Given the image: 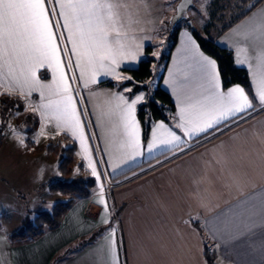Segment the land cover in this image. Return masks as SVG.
Returning a JSON list of instances; mask_svg holds the SVG:
<instances>
[{
  "label": "crops",
  "instance_id": "crops-1",
  "mask_svg": "<svg viewBox=\"0 0 264 264\" xmlns=\"http://www.w3.org/2000/svg\"><path fill=\"white\" fill-rule=\"evenodd\" d=\"M248 1L250 0H239L238 4L246 6ZM166 2L167 0H122L125 7L121 9V14L125 21L129 14L133 20L138 21L128 30L129 37L135 38L130 43L140 44L141 48L135 60L121 58L123 63L116 68L120 80L114 81L117 78L112 75L101 76L97 78L96 84L88 86L91 107L96 108L94 114L99 116L97 113L101 111L100 116L107 119L112 128L116 127V131L111 132L113 137H110L113 145L121 142V136L114 134L120 129L117 126L118 121L106 114L109 110L106 101L114 93H124L131 100L144 92V89H141L126 93L125 89H132L134 85H128L132 80H121L129 77L126 70L135 68L139 61L144 59V50L154 38L166 42L167 35L172 30L169 17L174 12V7L166 10ZM174 3L176 4L175 0ZM254 13L257 17L264 15V0H254L244 12L230 22L231 24L229 23L227 29H221L212 40L220 47L230 50L234 64L246 70L254 106L250 114L245 113L243 120H229L226 125L221 126V131L209 133L207 137H183L182 130L176 127L180 122L178 110L185 96L196 94L197 83L192 80L176 91L170 86L174 75L177 80L183 78L180 70L185 68V33L191 34V31L180 26L176 45L160 80V86L170 95L175 110L166 119H151L149 130L144 137L137 111L145 101L138 104L136 120L140 125V149L144 153L143 156L114 171L109 165L117 163V158L122 156L123 151L115 148L109 155L104 154L108 171L103 168L100 183L104 186L103 196L108 204L110 223H100L99 213L102 207L94 202L99 198L100 192L93 177L95 186L92 195L88 198H76L55 229L47 230L42 236L26 242H11L7 238V232L1 231L0 264H105L107 243L104 235L110 227L117 229L119 264H206L203 254L205 246L215 251L216 264H249L250 261L264 264L261 257L251 251L256 249L258 252L264 245V240L247 238L240 241L236 248L225 250L218 246V241L210 235L208 227V218L214 213L221 209L227 213L228 206L234 201L264 185V107L255 99L258 89V78L255 74L259 71L257 57L260 50L264 49V41L245 40L243 36L249 26V18H252ZM60 47L71 49L72 46L64 43ZM200 51L203 52L201 49ZM61 59L65 64L68 59L75 62L74 56H64L63 53ZM237 59H246L247 63L238 64ZM187 62L191 63V60ZM248 63L252 65L251 69ZM65 71L68 77L80 75L79 70ZM187 71L191 73L194 69ZM37 76L44 84L52 83L53 73L47 66L38 69ZM165 80L170 83L166 84ZM104 81L112 82L113 85L101 83ZM0 84L5 88L9 87V94H18L22 98L26 94L30 95L27 88L21 90L7 77L6 72L0 74ZM71 86L76 89L74 96H80L83 83L77 81ZM233 86L235 85L221 88V91L227 92ZM35 93L38 97L40 92L36 90ZM148 97L149 95L145 94L146 101ZM35 103L36 97L30 103L36 125L30 131L37 133L45 124L46 118L42 115L43 110L34 106ZM90 110L93 114L92 109ZM86 119L88 121L89 116L86 115ZM160 122L187 140L190 146L188 150L180 154V148L186 147L181 144L179 148H173L172 152L163 149L147 152V145L153 140V127ZM59 134L70 138L75 143V152H80V142L74 140L70 133L60 131ZM158 134L164 135L163 130H159ZM161 151L166 155L158 160L159 163L155 161L140 170L142 172L155 167L150 171L130 181L126 180L133 174L116 181L111 180L124 171L161 155ZM173 153L177 154L173 156ZM79 159L90 171L83 155H79ZM95 231H99V235L93 241L70 251L66 256L56 257L68 246L75 244L77 239Z\"/></svg>",
  "mask_w": 264,
  "mask_h": 264
},
{
  "label": "snow or ice",
  "instance_id": "snow-or-ice-1",
  "mask_svg": "<svg viewBox=\"0 0 264 264\" xmlns=\"http://www.w3.org/2000/svg\"><path fill=\"white\" fill-rule=\"evenodd\" d=\"M123 7L122 0H0V74L6 72L8 78L21 90L27 88L29 94L39 90L46 101L39 106L43 110L42 115L53 119L58 129L70 133L74 140L80 142L83 159L88 161L87 167L97 181L100 196L94 202L102 207L100 223L105 225L110 220L108 204L103 196L104 186L100 183L97 162L90 158L82 113L78 111V102L73 96L76 89L71 84L80 81L87 88L96 84L101 76L112 75L120 79L116 68L123 63L121 58H137L141 45L130 43L135 38L129 37L128 30L138 21L133 20L131 14L125 21L121 14ZM183 7L181 5L177 9V14ZM185 36V68L180 70L183 78L177 80L174 75L170 86L176 91L190 81H196L197 92L182 100L178 110L180 122L176 127L182 130L183 137L198 139L200 135L207 137L209 133L221 131V126L229 120H243L245 113L250 114L254 106L240 85L229 88L227 92L221 91L217 61L200 51L191 34L186 32ZM243 36L245 40L264 41V15L257 17L254 13ZM64 43L71 44V49L61 48ZM61 53L74 56L75 62L68 59L65 64ZM189 60L191 63L187 62ZM257 60L259 71L255 74L258 78L255 99L264 107V49L260 50ZM236 63L245 64L247 60L237 59ZM45 66L53 73L50 84L42 83L37 76V70ZM248 67L251 69L252 65L248 63ZM65 69L68 72L79 70L80 75L68 77ZM187 69L194 71L190 73ZM165 83L170 82L165 80ZM125 92L130 93L132 89L127 88ZM144 100V93L131 100L124 93H114L106 101L109 105L106 114L118 121L117 126L121 130L120 148L123 154L117 158V163L109 165L114 171L144 154L140 149V125L136 120L137 105ZM159 130H163L164 135H159ZM181 144L186 147L180 148V154L190 147L188 141L160 122L153 127V140L148 143L146 151L151 153L163 149L172 152ZM160 154L163 155V151ZM176 154L173 153V156ZM228 208L227 213L221 209L208 218L210 235L218 241V246L228 250L236 248L240 241L247 238L264 240V185L246 193ZM116 234L115 227L105 232V264H119ZM251 251L264 261V245L258 252L256 249ZM249 264H255V261Z\"/></svg>",
  "mask_w": 264,
  "mask_h": 264
},
{
  "label": "rangeland",
  "instance_id": "rangeland-1",
  "mask_svg": "<svg viewBox=\"0 0 264 264\" xmlns=\"http://www.w3.org/2000/svg\"><path fill=\"white\" fill-rule=\"evenodd\" d=\"M238 1L194 0V5L188 9V20L180 21L179 25L187 31H190V27H192L202 37L213 40L221 29L244 12L254 0L248 1L246 6L239 5ZM173 7H175L174 0H167L166 10H171ZM164 42L154 38L149 44L152 49L144 55V58L158 59L164 51ZM152 67L156 73L149 80L140 83L147 86L143 93L148 95L155 88V81L162 71V66L155 62ZM121 81L127 80L122 78ZM9 91V87L5 88L0 84V95L5 93L19 98L23 108L20 112L13 110L11 113L0 110V232L7 233L23 227L38 213L48 212L55 202L67 199L69 196L49 191L48 185L53 181H69L72 178L64 176L59 170L60 156L44 149L48 143L56 144L60 140L59 132L61 130L56 127L55 121L49 117L37 133L27 131L29 128L32 130L35 127L34 113L30 103L36 97L34 106L40 108V104L46 101L42 99L40 93L37 97L35 91L30 95L26 94L23 98L18 94H9ZM89 93L90 88L83 87L80 96L75 97L74 93L73 96L78 102V111L82 113L81 121L85 125V135L88 137L90 158L97 162V171L101 174L104 167L108 171L104 162V154L109 155L110 152L115 151V148L116 150L122 149L120 143L113 145L110 138L113 137L111 132L116 131V127L112 128L108 120L100 116L102 115L101 111L97 113L99 116L94 114L96 108L91 107ZM144 101L146 102V100ZM86 115L89 116L88 121ZM114 134L121 136V130ZM27 140L30 141V145L27 144ZM66 145L63 144V146ZM79 155L82 156L81 149L80 152L74 153V158L80 160ZM85 169H87L86 166ZM74 175H77L76 172ZM83 238L85 236L79 239Z\"/></svg>",
  "mask_w": 264,
  "mask_h": 264
},
{
  "label": "trees",
  "instance_id": "trees-1",
  "mask_svg": "<svg viewBox=\"0 0 264 264\" xmlns=\"http://www.w3.org/2000/svg\"><path fill=\"white\" fill-rule=\"evenodd\" d=\"M230 24L224 27V29L228 28ZM179 29L180 25L177 23L167 35L164 51L161 53L158 59L150 57L144 58L139 61L135 68L126 70L129 73V76L132 78V82L128 83V85H134L132 91L136 92L141 89H147L146 85L140 83L149 80L156 73L152 67L153 62L162 66V71L160 74H158L159 76L156 87L150 93L147 101L142 104L137 111V118L142 125L144 137H146L149 130V121L151 119H166L168 115L175 110V106L170 95L160 86V80L163 75V70L167 65L171 51L176 45ZM190 31L197 44L200 46V49L206 55L217 61L220 72L221 88L226 89L232 85H240L242 88H244L249 98L253 99L248 74L245 69L237 67L234 64V58L231 51L224 47H220L210 39L202 37L192 27H190ZM150 49L151 47L147 46L144 51L149 53L151 51ZM101 83L113 85V83L109 81H104ZM14 97L15 96L5 93L0 95V110L2 112L8 111L11 113L13 110L14 112H20L22 110V101L19 98ZM35 125L36 122L34 121V126ZM30 130L31 129L27 131L30 132ZM59 139L60 140L58 143H48L44 149L48 152H55L56 156H60L58 164L59 170L64 176H71L72 178L69 181L50 182L48 189L51 192L61 193L69 197L65 200L55 202L50 211L38 213L33 220L26 222L23 227L19 228L18 230L7 233V238L11 242L32 241L42 236L47 230L55 229L60 225L64 215L72 206L76 198H88L93 193L95 186L94 178L90 175L89 171L85 169L83 162L74 158V152L76 148L75 143L64 134H60ZM27 144L30 145V141L27 140ZM63 144L67 145L63 146ZM165 155V153L163 155H158L151 160L134 166L131 169H128L115 176L111 180L116 181L120 178L130 176L133 173H138L135 176L132 175L126 180L130 181L155 168L152 167L140 172V170H142L144 167L153 164L155 161L160 160ZM75 172L77 175H74ZM199 230L200 232L202 231L201 228ZM98 235L99 231H95L88 236H85L83 239H78L75 244L68 246L56 257L66 256L68 253H70V251L90 243ZM203 254L206 264H216V253L214 250L210 249L208 246H205Z\"/></svg>",
  "mask_w": 264,
  "mask_h": 264
},
{
  "label": "water",
  "instance_id": "water-1",
  "mask_svg": "<svg viewBox=\"0 0 264 264\" xmlns=\"http://www.w3.org/2000/svg\"><path fill=\"white\" fill-rule=\"evenodd\" d=\"M176 4L174 7V12L169 17V26L172 29L177 23L182 20H188V9L194 5V0H175ZM184 7L180 10V13L177 14V9H180V6ZM191 23L190 21L188 22Z\"/></svg>",
  "mask_w": 264,
  "mask_h": 264
},
{
  "label": "clouds",
  "instance_id": "clouds-1",
  "mask_svg": "<svg viewBox=\"0 0 264 264\" xmlns=\"http://www.w3.org/2000/svg\"><path fill=\"white\" fill-rule=\"evenodd\" d=\"M49 211H50V209H49Z\"/></svg>",
  "mask_w": 264,
  "mask_h": 264
}]
</instances>
